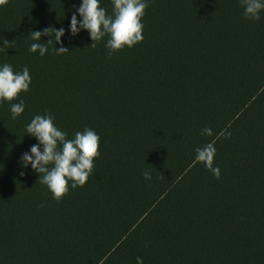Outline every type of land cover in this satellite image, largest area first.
<instances>
[{
  "label": "trees",
  "instance_id": "16d2710c",
  "mask_svg": "<svg viewBox=\"0 0 264 264\" xmlns=\"http://www.w3.org/2000/svg\"><path fill=\"white\" fill-rule=\"evenodd\" d=\"M147 3L143 41L111 57L108 35L94 48L88 30L70 35L82 0L0 6V68L31 76L0 102V264H264V11L253 21L241 0ZM100 6L113 15V0ZM48 27L66 30L62 44L32 39ZM49 39L45 55L29 51ZM48 113L66 139L100 137L86 184L60 201L21 161L38 143L27 125ZM212 142L219 179L195 160Z\"/></svg>",
  "mask_w": 264,
  "mask_h": 264
},
{
  "label": "clouds",
  "instance_id": "9594fccd",
  "mask_svg": "<svg viewBox=\"0 0 264 264\" xmlns=\"http://www.w3.org/2000/svg\"><path fill=\"white\" fill-rule=\"evenodd\" d=\"M8 0H0V6H4ZM113 15H107L106 10L100 6V0H82V4L73 12L70 22V35H77L82 29L88 30L91 37V46L94 48L96 42H100L106 35L109 39L106 43L108 56L125 46L133 47L142 42L144 24L141 22L148 7L147 0H113ZM246 19L253 21L261 18L260 13L264 11V0H241ZM82 17L77 19L76 13ZM64 28L56 29L48 27L42 31H32L30 33L33 40L41 41L42 36H53L56 43H61V37L65 35ZM53 39L46 43H33L30 52L39 51L41 56L48 51L47 44H51ZM14 43L4 41L8 48ZM2 50V49H0ZM57 55H62L69 51L66 47L55 48ZM31 84V76L27 67L22 72H14L12 66L4 64L0 68V102L15 100L21 92H28ZM24 101L11 105L12 118L16 119L24 112ZM54 116L48 113L44 116L36 115L27 125V133L34 136L37 144H33L29 152H24L21 156L23 166L31 164L32 169L38 172L41 183L47 185L57 201L63 199L69 192V183L72 189L83 187L89 175L94 169V159L100 156V137L92 129L85 128L83 132L77 131L74 139H66L67 133L59 130L54 124ZM202 135L212 136L211 128H204ZM219 136L230 137L231 133L222 131ZM41 145L43 151H41ZM195 160L203 163L212 172L215 178H220L219 167H214V156L216 148L214 142L206 144L203 148L196 149ZM51 165V167H49ZM25 173L20 172L23 176ZM42 174V176H41ZM146 180H151V173L144 171ZM43 207V203L39 205ZM136 264H143L142 257L136 258Z\"/></svg>",
  "mask_w": 264,
  "mask_h": 264
}]
</instances>
